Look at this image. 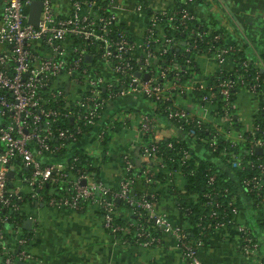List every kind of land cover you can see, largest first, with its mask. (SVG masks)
Instances as JSON below:
<instances>
[{"label": "built area", "instance_id": "built-area-1", "mask_svg": "<svg viewBox=\"0 0 264 264\" xmlns=\"http://www.w3.org/2000/svg\"><path fill=\"white\" fill-rule=\"evenodd\" d=\"M205 1L203 11L213 12L211 1ZM34 2L42 3L37 27L29 23ZM194 3L185 0L186 8L162 10L139 5L146 27L137 41L114 14V0H0V210L13 207L34 223L29 209L41 205L74 211L92 206L102 213L110 234H122L124 244L135 227L138 241L143 240L139 246H156L158 239L139 224L117 223V202L125 203L128 215L145 214L161 232L172 235L186 264H202L196 251L205 243L206 231L235 232L250 264H264L261 244L237 206L243 201L264 220V158L252 159L256 154L264 157V58L258 56L253 65L235 58L242 45L229 42L227 28L203 21ZM196 57H204L211 67L202 70ZM129 97L140 100L142 108L109 116L112 103ZM91 127L95 130L87 134ZM201 128L207 136L198 134ZM121 131L137 132L144 139L122 153L125 175L116 189L78 169L77 156L69 163L53 161L84 138L92 139L96 153L107 158L113 137ZM176 138L220 167L223 157L233 156L230 171H248L236 193L225 190L231 197L229 219L216 212L224 206L213 201L216 176L209 178L205 198L213 212L197 222L201 233L194 241H187L189 223H174L158 211L155 200L133 191L131 174L140 169L149 184L180 189L179 197L187 194L182 168L191 160L190 152H180L173 172L159 154L161 143ZM168 147L174 148L173 142ZM159 175L164 178L156 179ZM16 179L27 186V193L8 189ZM61 182L68 183L65 195L50 193L45 199L40 194ZM11 195L18 200L30 195L32 202L18 207ZM188 200L196 202L197 197ZM212 219L218 221L210 223ZM0 225V264L34 263V229L29 237L19 222L2 216ZM8 237L14 241L7 245Z\"/></svg>", "mask_w": 264, "mask_h": 264}, {"label": "crops", "instance_id": "crops-1", "mask_svg": "<svg viewBox=\"0 0 264 264\" xmlns=\"http://www.w3.org/2000/svg\"><path fill=\"white\" fill-rule=\"evenodd\" d=\"M210 1V7L214 8L213 12L209 11L210 14L203 11L207 8L205 0H199L193 5L203 21L210 22L213 19L220 27L227 28L230 43L245 41L250 45L251 53H264V0ZM184 2L185 0H114V14L132 38L140 41L144 36L146 17L137 12L139 5L162 10L173 9ZM196 63L202 70L211 67L204 57H196ZM141 108L140 100L129 97L112 103L109 116ZM143 139L134 131L117 133L111 143V155L107 158L96 153L97 148L90 138H84L71 149L82 148L85 153L93 154L94 158L99 157L96 164L100 171L99 179L106 186L116 189L125 175L122 153ZM14 187L28 192L27 186L17 179ZM152 190L158 194L155 199L158 211L168 214L174 223L179 224L180 210L168 186L161 183ZM29 210H32L35 220L32 253L36 260L32 264H186L183 252L172 235L161 232L157 245L149 249L137 245L127 247L120 238L105 229L103 215L95 207L74 211L39 206ZM118 216L126 217L128 214L123 209L118 210ZM236 238L235 232H211L207 242L197 248V259L202 264H250L251 261L242 254Z\"/></svg>", "mask_w": 264, "mask_h": 264}, {"label": "trees", "instance_id": "trees-1", "mask_svg": "<svg viewBox=\"0 0 264 264\" xmlns=\"http://www.w3.org/2000/svg\"><path fill=\"white\" fill-rule=\"evenodd\" d=\"M199 0H194V2H198ZM177 6L182 7V4ZM186 8V6H183ZM211 24L215 27L219 26L215 20L210 19ZM206 28V27H205ZM172 34V33H170ZM183 39V36H180ZM186 36H184L185 38ZM238 44L242 45L243 49L239 52V54L235 55V58H243L251 60L252 65L256 62L258 56L264 58V53H251L249 50L250 45L247 42L235 43L236 46ZM251 53V54H250ZM239 60V59H238ZM158 103V102H157ZM158 106L160 103L157 104ZM4 120L0 116V121ZM171 124V123H170ZM174 124V123H173ZM95 128L91 127L86 130L87 134L93 132ZM183 133H187V128L182 130ZM198 134L203 137L207 136V130L205 128L198 129ZM173 142L174 148H169L168 143ZM221 146H228L227 143L220 142ZM188 151L190 152L192 158L190 161L183 166V172L186 176V184L184 189L187 191V194L184 197H179L180 189L178 190L175 187H169L170 193L175 196V201L177 202V208L180 210V223L184 225L189 223V230L187 232V241H194L197 240L200 236L201 230L197 228V222L204 216H208L213 212V209L207 205V199L205 195L209 192L208 180L211 176H216L215 187L217 194L214 195L213 201L220 202L224 207L217 210L216 212L219 214V218H231L233 216L232 209L229 207V203L231 201V197L226 195L225 190L229 189L232 193H236L240 188V180L242 177L248 174V171L239 172L237 170L230 171L231 164L233 162V156L225 158L223 157V166L220 167L219 163L214 162V158H204L203 156L199 155L197 152L193 151L189 146L188 143L183 139H174L172 141H166L159 145V154L164 158L168 166L170 167L171 171H175L178 169L177 160L180 159L181 155L180 152ZM73 156L79 157V161L77 163L78 169L89 171L90 173L95 174V179L101 181L100 178V171L99 168L96 167L98 159L89 157L84 149L77 148L71 150H64L58 156L53 158V161H59L63 163H69ZM261 154H256L252 157L253 160L257 161L259 159L263 160ZM73 162V159H72ZM71 162V164H72ZM193 173V174H192ZM131 177H134V185L133 191L136 195L141 197H146L148 200H155L158 197V194L154 192L152 189L155 187L154 184H149L148 180L150 179L142 170L136 169L132 174ZM239 181H237V178ZM164 176L159 175L156 179H163ZM68 183L62 182L59 184L51 185L46 187L44 191H41L40 194L45 198H49V194L54 195L55 197L59 198L65 195V189L68 188ZM9 190H14L15 187L12 185V182H9L8 185ZM157 194V195H156ZM197 197L196 202H192L188 200V197ZM179 197V198H176ZM12 203L18 207H24L28 203L32 202L30 195H23L22 200H18L14 196H10ZM237 206L240 210L244 211L245 217L247 218V224L249 225L253 236L260 242L262 247V253L264 255V220L258 219L255 215H253V210L249 211L245 203L241 200L237 202ZM256 208V206H253ZM118 210H125L127 213H130L129 207L125 203L117 202ZM245 211H248L247 213ZM0 216L2 217H9L11 221H17L24 230L25 220L27 218V214L20 213L13 209V207H9L6 209L0 210ZM218 218V219H219ZM218 219L210 220V223L217 222ZM118 224L124 225L127 222H133L135 224H139L141 228H144L146 234H150L151 237L158 239L161 236V230L156 227L154 222L148 220L147 216L143 214L142 218L138 216L128 215L126 217L121 216L117 220ZM3 226L0 225V228ZM137 228L134 227L133 235L127 236L128 242L125 244L127 247L129 246H139L140 242L143 240H139L136 237ZM25 235L32 237L33 233L29 230H24ZM207 235L211 233L210 231H206ZM118 238H122V234H116ZM205 239V243L207 242ZM13 238H7L6 244L13 243Z\"/></svg>", "mask_w": 264, "mask_h": 264}, {"label": "water", "instance_id": "water-1", "mask_svg": "<svg viewBox=\"0 0 264 264\" xmlns=\"http://www.w3.org/2000/svg\"><path fill=\"white\" fill-rule=\"evenodd\" d=\"M41 12H42V3L41 2H34L32 5H31V9H30V20H29V23L35 27L38 26V23H39V20H40V15H41ZM88 60H91V57L89 56L88 57ZM261 151V150H259ZM8 178L9 179H13L14 178V172H10L8 174ZM41 207H44L43 205H41ZM24 228L26 230H32L33 228V221L28 219L25 221V224H24ZM17 264H32V263H27V262H18Z\"/></svg>", "mask_w": 264, "mask_h": 264}, {"label": "rangeland", "instance_id": "rangeland-1", "mask_svg": "<svg viewBox=\"0 0 264 264\" xmlns=\"http://www.w3.org/2000/svg\"><path fill=\"white\" fill-rule=\"evenodd\" d=\"M121 137V136H120ZM120 137H119V139H120Z\"/></svg>", "mask_w": 264, "mask_h": 264}]
</instances>
